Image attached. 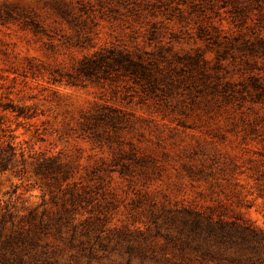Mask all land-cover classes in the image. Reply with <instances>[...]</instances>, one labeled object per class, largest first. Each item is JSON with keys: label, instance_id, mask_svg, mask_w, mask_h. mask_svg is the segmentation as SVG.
I'll list each match as a JSON object with an SVG mask.
<instances>
[{"label": "rangeland", "instance_id": "rangeland-1", "mask_svg": "<svg viewBox=\"0 0 264 264\" xmlns=\"http://www.w3.org/2000/svg\"><path fill=\"white\" fill-rule=\"evenodd\" d=\"M0 140V213L61 212L57 264H194L196 214L264 232V0H0Z\"/></svg>", "mask_w": 264, "mask_h": 264}, {"label": "trees", "instance_id": "trees-1", "mask_svg": "<svg viewBox=\"0 0 264 264\" xmlns=\"http://www.w3.org/2000/svg\"><path fill=\"white\" fill-rule=\"evenodd\" d=\"M134 65L137 66L136 63ZM15 156V146L11 142L0 140V172L15 166ZM39 167L40 170H45L41 169L42 166ZM2 209L0 264H57V260L52 258L41 240L42 233H47L50 227L54 226L56 233H61L65 223L64 215L57 212L46 219L41 216L38 221L24 227L14 223V214L6 207ZM180 233L178 240L182 247L190 246L194 242V264H264V232L253 225L196 214L194 226L186 231L181 230ZM145 241L135 243L127 240L130 256L123 264H131L133 250H142V247L147 246ZM143 244L145 245L142 246ZM180 257L181 261H174L173 264H193L184 253H181Z\"/></svg>", "mask_w": 264, "mask_h": 264}]
</instances>
